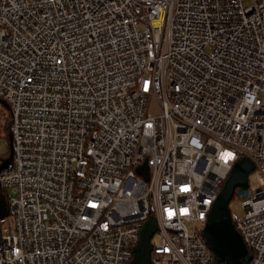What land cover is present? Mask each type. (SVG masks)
I'll list each match as a JSON object with an SVG mask.
<instances>
[{
	"label": "built area",
	"instance_id": "1",
	"mask_svg": "<svg viewBox=\"0 0 264 264\" xmlns=\"http://www.w3.org/2000/svg\"><path fill=\"white\" fill-rule=\"evenodd\" d=\"M0 98V264H129L150 216L152 264H211L241 157L259 187L232 220L264 264V0H0Z\"/></svg>",
	"mask_w": 264,
	"mask_h": 264
},
{
	"label": "water",
	"instance_id": "2",
	"mask_svg": "<svg viewBox=\"0 0 264 264\" xmlns=\"http://www.w3.org/2000/svg\"><path fill=\"white\" fill-rule=\"evenodd\" d=\"M9 142H11V136H9ZM11 160L10 147V156L3 160V163L0 165V172ZM253 170L254 165L250 159L247 157L239 158L232 166L220 188L217 198L211 205L203 229L205 241L214 253V260L211 264H247L251 259L249 249L234 227L229 203L233 195L239 198L249 196L251 190L249 189L248 175ZM138 172L146 180L148 179V167L145 162L138 167ZM8 215L9 208L0 187V220L3 221ZM157 229L156 218L153 216L148 217L140 229L139 239L133 247L132 259L129 264H152L151 238Z\"/></svg>",
	"mask_w": 264,
	"mask_h": 264
},
{
	"label": "rangeland",
	"instance_id": "3",
	"mask_svg": "<svg viewBox=\"0 0 264 264\" xmlns=\"http://www.w3.org/2000/svg\"><path fill=\"white\" fill-rule=\"evenodd\" d=\"M149 108H152L153 112L158 111L156 104L153 102L149 104ZM5 116H6V111L4 110L3 105L0 103V125L3 123ZM3 135L4 134L1 133L2 137H3ZM7 152H9V148L7 145L6 138L3 137V139L1 138V140H0V161L1 160L3 161L5 159H7V157H9V155H6ZM248 184H249V189L251 191H255L258 189L259 182L257 180L255 171L251 172L248 175ZM241 201H242V198H239L235 195V197H233L229 203V209H230V213H231V216L233 219H235L241 215V212H242V208H241V204H240ZM11 221H12V215L9 214L5 218V221H4L5 226H7V225L9 226L11 224ZM153 241H157L156 237L153 238Z\"/></svg>",
	"mask_w": 264,
	"mask_h": 264
},
{
	"label": "trees",
	"instance_id": "4",
	"mask_svg": "<svg viewBox=\"0 0 264 264\" xmlns=\"http://www.w3.org/2000/svg\"><path fill=\"white\" fill-rule=\"evenodd\" d=\"M0 103L3 105L4 110L6 111V116L4 117V121L0 125V136H1V133L4 134L3 137L6 138L7 145H8V148H9V136H10L9 126H10V123H11L10 107H9L8 103L5 102L4 100H2L1 98H0ZM6 155H9L10 156V151L7 152ZM2 163H3V161L1 160L0 161V165ZM9 166H11V162H9V164L4 169L8 168ZM1 192L3 194V197L5 199L6 204L8 205V201H7V191L4 190V189H1ZM233 197H235V195H233Z\"/></svg>",
	"mask_w": 264,
	"mask_h": 264
}]
</instances>
